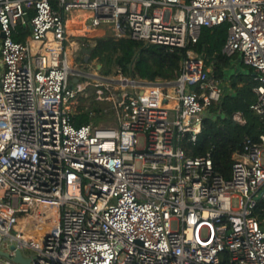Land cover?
Returning <instances> with one entry per match:
<instances>
[{"label":"built area","instance_id":"obj_1","mask_svg":"<svg viewBox=\"0 0 264 264\" xmlns=\"http://www.w3.org/2000/svg\"><path fill=\"white\" fill-rule=\"evenodd\" d=\"M76 10L116 39L187 49L176 79L122 78L135 90L116 97L96 85L115 122L76 127ZM224 24L222 54L254 70L250 109L264 120V0H0V264H18L11 245L31 264H264V133L245 138L230 179L183 148L223 94L193 46Z\"/></svg>","mask_w":264,"mask_h":264},{"label":"trees","instance_id":"obj_2","mask_svg":"<svg viewBox=\"0 0 264 264\" xmlns=\"http://www.w3.org/2000/svg\"><path fill=\"white\" fill-rule=\"evenodd\" d=\"M69 20H72L69 18ZM27 27L19 25L18 30ZM228 35V25L215 28H203L199 42L193 48L205 57L207 68H212V75L223 84L221 99L215 103L203 121L202 132L197 142L185 143L186 152L192 157L212 155L216 174L230 179L234 164V155L241 151L246 137L255 140L264 133V120L258 117L250 106L256 100L254 88V70L240 64L244 70H234V57L222 54ZM15 39L19 37L15 34ZM96 42L89 59H97L102 65V73L109 76L114 68L120 69L123 76L145 82L173 81L187 49L171 50L166 46L147 44L142 41L104 36L94 38ZM85 59V58H83ZM85 61V60H84ZM190 89L196 91L197 85ZM80 104L73 117L76 127L89 123L95 126L109 122L108 114L115 115L111 102L101 101L96 93L86 90L80 94ZM243 111L247 123L235 119L237 112ZM257 215L264 228V201L258 207ZM228 255L225 254V260ZM227 264V262H225Z\"/></svg>","mask_w":264,"mask_h":264},{"label":"rangeland","instance_id":"obj_3","mask_svg":"<svg viewBox=\"0 0 264 264\" xmlns=\"http://www.w3.org/2000/svg\"><path fill=\"white\" fill-rule=\"evenodd\" d=\"M69 18L72 20H68L69 22V29L70 31L75 34L73 36V39H75L78 43V46L76 48L75 55L74 53H70V61L73 64L74 67H76V71L70 75L69 78V84L71 88H76L78 84H82V86L85 88L83 91H81L77 99L75 100V107L77 108L80 104V94H85L86 90L90 93H96V89L98 88L96 85L99 84H106L111 89L112 96L116 97L117 94L122 92H130L134 88V86H127L125 89H123V84L120 82L122 78H128L129 81L135 80L131 77L123 76L120 69L114 68V71L109 76H104L102 73V65L97 60L94 59L92 61H84L86 58L85 55H82V48L86 47L88 49L94 48L96 45V42L94 41V38L97 37H104L109 36L112 37L109 33V29H107V26H100V27H93L90 23V18H92V14L87 11H73ZM87 26H89L90 31H87ZM85 56V57H84ZM234 70H244L243 67H241V61L240 56L234 57ZM249 68V67H247ZM81 75V76H77ZM140 81V80H135ZM106 89V86H104ZM123 89V91H122ZM190 89V88H189ZM119 90V91H118ZM142 92H146V89H140ZM97 95V94H96ZM109 102V101H108ZM112 105V103H111ZM109 122H102L103 124L107 125H113L114 124V115L108 114ZM185 144V143H184ZM183 144V148L186 151V147ZM188 157H192L191 155H188ZM4 245V238L0 237V247H3ZM27 255L32 254L31 251H26Z\"/></svg>","mask_w":264,"mask_h":264},{"label":"water","instance_id":"obj_4","mask_svg":"<svg viewBox=\"0 0 264 264\" xmlns=\"http://www.w3.org/2000/svg\"><path fill=\"white\" fill-rule=\"evenodd\" d=\"M31 29L32 26L30 25ZM93 48L91 49H83L82 52L86 54V58L85 61L88 62L92 53H93ZM0 63H1V58H0ZM264 195V188L263 190L260 192L259 196L257 197L258 200H261L262 196ZM11 250H15L16 254L15 256L12 258L14 262L18 263V264H31V260L28 258H25L23 255V252L19 249H16L15 245H11L10 246ZM0 256L1 257H5V258H11V254L7 251H3L0 250Z\"/></svg>","mask_w":264,"mask_h":264},{"label":"crops","instance_id":"obj_5","mask_svg":"<svg viewBox=\"0 0 264 264\" xmlns=\"http://www.w3.org/2000/svg\"><path fill=\"white\" fill-rule=\"evenodd\" d=\"M18 28H19V26L17 27V29H18ZM86 28H87V27H86ZM17 29H16V36L19 37V40H20V41H23V40L25 39L26 34H28V33L31 32L30 24L27 26V29H26L25 31H24V30H22V31L18 30V33H17ZM87 31L89 32L90 29L87 28ZM1 39H2V35L0 34V46H1ZM77 46H78V45H76V46L74 47L75 52H76V48H77ZM74 55H75V53H74ZM2 71H3V65H2V62H1V63H0V77H1V73H2ZM246 120H247V119H246ZM246 123H247V122H246Z\"/></svg>","mask_w":264,"mask_h":264},{"label":"bare ground","instance_id":"obj_6","mask_svg":"<svg viewBox=\"0 0 264 264\" xmlns=\"http://www.w3.org/2000/svg\"><path fill=\"white\" fill-rule=\"evenodd\" d=\"M68 26H69V22H68ZM139 93L140 94H147L148 93V91L146 90V92H144V90H143V92L141 91V90H139ZM175 104V102H172L169 106H173ZM17 229H19L18 227H17ZM16 229V230H17ZM39 234V233H38Z\"/></svg>","mask_w":264,"mask_h":264}]
</instances>
